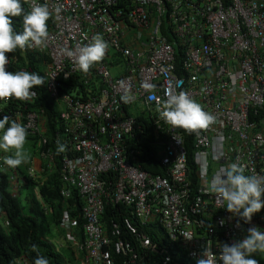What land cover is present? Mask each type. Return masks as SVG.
<instances>
[{
	"label": "built area",
	"instance_id": "obj_1",
	"mask_svg": "<svg viewBox=\"0 0 264 264\" xmlns=\"http://www.w3.org/2000/svg\"><path fill=\"white\" fill-rule=\"evenodd\" d=\"M22 1L27 11L46 3L52 13L46 44L27 50L48 56L47 92L63 105L56 134L65 146L61 177L84 201L85 242L70 233L76 222L68 212L62 226L83 253L79 264H115L114 255L126 257L124 264H183L181 254L196 264L206 245L218 258L222 244L244 239V221L206 193L215 173L230 163L243 165L245 175H264V116L257 120L264 109V0ZM96 35L107 42L106 55L83 73L66 51ZM6 56L8 71L12 58ZM80 73L88 75L83 86L96 79L85 99L78 83L64 84ZM180 91L215 121L193 133L166 124L158 109L168 93ZM42 115L29 112L25 127L38 131ZM143 121L154 130L151 146L161 174L140 166L136 144ZM187 145L194 150V176ZM48 155L43 158L52 161ZM118 204L131 216L122 217ZM108 207L118 220H101ZM150 229L162 236L153 240Z\"/></svg>",
	"mask_w": 264,
	"mask_h": 264
},
{
	"label": "clouds",
	"instance_id": "obj_2",
	"mask_svg": "<svg viewBox=\"0 0 264 264\" xmlns=\"http://www.w3.org/2000/svg\"><path fill=\"white\" fill-rule=\"evenodd\" d=\"M25 2H28V0H25ZM51 15L52 13L46 3L43 5L33 3L30 10L25 12L21 0H0V100L7 101L12 98L21 102L31 100L36 95L32 89L44 85L43 77L35 72L22 70L13 73L7 71L6 65L9 64V59L6 53H13L17 49L24 50L28 47L45 45L49 38L47 21ZM13 17H22V32L17 33L14 30ZM107 48L108 44L103 37L96 35L89 43L75 50H67L66 55L74 59L79 71L87 73L94 63L104 59ZM145 86L152 87L151 85ZM131 98V96H127L123 99L127 103ZM158 111L160 118L166 124L173 128H181L188 133L206 129L215 121L212 114L206 112L198 102L191 99L184 91L168 93L166 100ZM262 116H264V109H260L257 120ZM27 135L26 127L12 119V117L6 115L3 119H0V150L11 153L3 159L4 164L9 168H16L27 162L29 157L24 150ZM58 145V152H63L65 146L59 144V142ZM196 188L192 187L193 190ZM206 194L214 196L216 202L220 205L226 203L224 208L233 216H237L244 221V234L246 237L231 245L228 243L222 244L218 258L213 253L212 248L206 245L202 249L196 264H259L258 260L251 257L256 252L264 253V210L261 211L264 208V199H262L264 197V175H245L243 165L235 162L230 163L215 173L208 185ZM117 207L122 217L131 216L129 208L121 204H118ZM80 212L83 214L82 211ZM82 220L84 223L85 219ZM220 224L222 226L224 221L221 220ZM60 225L64 228L62 218ZM75 227L76 225L71 227L70 233L82 244L86 239H84L85 235L82 232V227L83 239L77 236L79 233H75ZM237 227H239V222H237ZM258 227H261V229ZM151 230L153 229H150L149 235L153 240H157V233L151 232ZM65 235L68 241L67 246L70 247L79 264L83 253L71 244L66 230ZM182 236L187 241L193 239L189 233H184ZM32 247L34 250L36 249L35 245ZM179 253H181V250H179ZM114 257L115 264H124L126 260V257L121 255H114ZM183 257L187 263H191L184 254H181L180 258ZM17 264L29 263L19 258ZM34 264H49V260L37 252ZM65 264H70V262L66 260Z\"/></svg>",
	"mask_w": 264,
	"mask_h": 264
},
{
	"label": "trees",
	"instance_id": "obj_3",
	"mask_svg": "<svg viewBox=\"0 0 264 264\" xmlns=\"http://www.w3.org/2000/svg\"><path fill=\"white\" fill-rule=\"evenodd\" d=\"M21 3L27 12L22 0ZM12 19L14 30L17 33L22 32V17H13ZM47 25L48 30H50L51 17L47 21ZM163 34H167L169 39L173 37L167 30H164ZM6 54L12 58L9 72L14 73L25 68V71L35 72L42 76L44 85L32 89L36 93L32 102H21L12 98L6 104L0 100V119L8 116V114L15 116L16 113H19L22 116L19 123L25 126L29 112L41 111L43 114L40 123L39 121L35 122L38 131L31 132L26 128L27 139L32 144L27 153L29 157L27 162L16 168H9L5 164V167H2L1 163L4 157L11 155V153L0 150L2 161H0V264H17L19 258L24 259L29 264H34L37 252L47 258L49 264H65L66 260L70 264H78L72 250L67 246L65 229L61 227L60 223L63 212H68L70 219L76 222L75 233L78 232L77 236L83 239L81 232L83 214L80 211L84 201L79 196L78 190L67 186L61 177L63 152H58L59 145L56 134L62 130L63 121L60 118V113L63 110V105L59 100L50 98L47 92V68L45 65L48 62V56L44 53H30L27 48L24 50L17 49L13 53ZM87 77L88 75L85 76L80 73L64 84L72 88L78 83L80 93L85 99L89 93L95 91L91 88L88 89V87L93 86L96 82V79L92 78V80L90 79L92 84L87 86L80 84L81 79ZM14 120L16 119L14 118ZM143 122V136L138 138V144H136L139 150L137 157L143 170L152 175L161 174L162 171L157 160L151 156V144L154 139L153 129L147 121ZM185 152L188 168L191 175L194 176L195 165L192 145H187ZM44 153H49L48 156L52 155V161L45 160L43 158ZM33 158H38L42 163L41 171L38 172L39 178L31 175ZM191 185L193 188L197 187L195 178H193ZM67 190H69L68 195L64 194ZM112 219L118 220L119 217L115 211L108 207L102 215V220L108 222ZM56 235H58V240L55 242ZM33 245L36 246L35 250ZM258 254L259 252L253 253L251 258L257 259ZM181 261L183 264H187L184 257Z\"/></svg>",
	"mask_w": 264,
	"mask_h": 264
},
{
	"label": "rangeland",
	"instance_id": "obj_4",
	"mask_svg": "<svg viewBox=\"0 0 264 264\" xmlns=\"http://www.w3.org/2000/svg\"><path fill=\"white\" fill-rule=\"evenodd\" d=\"M45 67H46V65H45ZM60 108H62V107H60ZM31 145H32V144H31V141L28 140V139H26V143H25V146H24V150H25L26 153H28V150L31 149ZM29 146H30V148H29ZM39 177H40V176H39ZM39 177H37V178H39ZM258 228L261 229V227H258ZM156 233H157V235H158L159 237L162 236V232H161V231L157 230ZM57 240H58V235L55 236V242H56ZM62 244H64V241H62ZM258 255H259V256L257 257L256 260H258L259 264H264V253L259 252Z\"/></svg>",
	"mask_w": 264,
	"mask_h": 264
},
{
	"label": "crops",
	"instance_id": "obj_5",
	"mask_svg": "<svg viewBox=\"0 0 264 264\" xmlns=\"http://www.w3.org/2000/svg\"><path fill=\"white\" fill-rule=\"evenodd\" d=\"M152 152H153V147H152ZM152 157H154L156 159V156L154 154V152L152 153L151 155ZM157 160V159H156ZM40 166H41V161L38 159V158H33L32 159V168L37 171L35 174H34V177H39V173L40 172ZM16 189V188H15ZM70 248V247H68Z\"/></svg>",
	"mask_w": 264,
	"mask_h": 264
}]
</instances>
